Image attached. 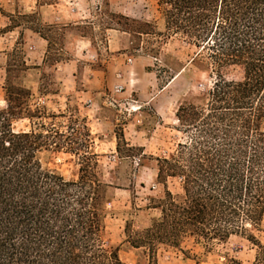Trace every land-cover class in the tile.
I'll use <instances>...</instances> for the list:
<instances>
[{
    "label": "trees",
    "instance_id": "obj_1",
    "mask_svg": "<svg viewBox=\"0 0 264 264\" xmlns=\"http://www.w3.org/2000/svg\"><path fill=\"white\" fill-rule=\"evenodd\" d=\"M156 1L166 36L180 35L207 51L215 79L201 102L178 107L186 140L156 158L165 195L151 207L160 215L127 242L157 264L161 245L179 248L193 239L208 246L239 235L257 247L256 255L227 264H264V244L256 235L264 225V0ZM232 67L239 75H230ZM29 68L25 57L8 59L7 107L0 106V264H131L106 242L107 204L119 186L100 174L87 116L78 108L59 114L32 108L31 90L11 84L13 72ZM19 118H28L30 129L16 130ZM51 151L77 156L78 178L49 169L45 153ZM170 179L179 180L181 193L170 189Z\"/></svg>",
    "mask_w": 264,
    "mask_h": 264
},
{
    "label": "rangeland",
    "instance_id": "obj_2",
    "mask_svg": "<svg viewBox=\"0 0 264 264\" xmlns=\"http://www.w3.org/2000/svg\"><path fill=\"white\" fill-rule=\"evenodd\" d=\"M0 9V106L7 107L8 59L25 57L28 66L43 62L39 69L13 72L11 84L31 90L32 108L56 114L78 108L87 116L100 174L119 186L107 204L106 242L119 249L122 260L149 264L143 249L127 240L160 215L151 207L165 195L156 180V158L169 156L186 140L176 112L182 103L201 102L211 88L215 73L208 52L180 35L167 37L156 0H58L41 6L36 0H1ZM11 24L19 27L1 32ZM230 75H239V69L232 67ZM57 121L65 124L66 118ZM30 126L28 118L14 121L16 130ZM45 165L67 179L79 176L77 156L63 151L45 153ZM169 187L182 192L177 179H170ZM256 235L264 244V225ZM256 252L239 235L208 246L187 239L179 248L161 245L157 264L248 262Z\"/></svg>",
    "mask_w": 264,
    "mask_h": 264
},
{
    "label": "crops",
    "instance_id": "obj_3",
    "mask_svg": "<svg viewBox=\"0 0 264 264\" xmlns=\"http://www.w3.org/2000/svg\"><path fill=\"white\" fill-rule=\"evenodd\" d=\"M33 32V31H32ZM34 33H36V32H34ZM36 34H39V33H36ZM40 35V34H39ZM41 36V35H40ZM42 37V36H41ZM43 39H45L44 37H42ZM46 40V39H45ZM47 41V40H46ZM48 42V41H47ZM28 61H29V59H28ZM43 61H44V58H43ZM43 64V62H41V63H36V64H34V65H32V64H30L31 66H30V70L31 69H39V67L41 66ZM106 122V121H105ZM156 178H157V174H156ZM117 189V187L116 188H114V190H116Z\"/></svg>",
    "mask_w": 264,
    "mask_h": 264
}]
</instances>
